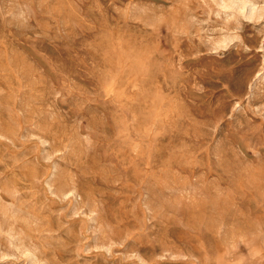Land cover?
<instances>
[{"label":"rangeland","instance_id":"1","mask_svg":"<svg viewBox=\"0 0 264 264\" xmlns=\"http://www.w3.org/2000/svg\"><path fill=\"white\" fill-rule=\"evenodd\" d=\"M0 264H264V0H0Z\"/></svg>","mask_w":264,"mask_h":264}]
</instances>
